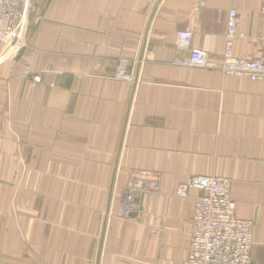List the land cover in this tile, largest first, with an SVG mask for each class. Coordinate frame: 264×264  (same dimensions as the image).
Returning <instances> with one entry per match:
<instances>
[{"label":"crops","instance_id":"crops-1","mask_svg":"<svg viewBox=\"0 0 264 264\" xmlns=\"http://www.w3.org/2000/svg\"><path fill=\"white\" fill-rule=\"evenodd\" d=\"M260 5L49 0L0 61V264H181L194 205L175 191L198 174L229 178L236 216L253 222L251 262L264 264V80L175 61L179 30L220 61L230 8L235 55L264 61ZM119 59L130 79L112 77ZM142 170L156 189L128 215Z\"/></svg>","mask_w":264,"mask_h":264},{"label":"built area","instance_id":"built-area-1","mask_svg":"<svg viewBox=\"0 0 264 264\" xmlns=\"http://www.w3.org/2000/svg\"><path fill=\"white\" fill-rule=\"evenodd\" d=\"M49 0H0V61L14 59L26 46L31 24L43 16ZM202 0H198V5ZM259 14L260 32L264 40V0ZM238 12L228 11L225 41L218 62L211 61L207 51L191 46L192 34L187 30L177 32V48L185 50L184 57L176 63L186 66L219 69L224 75L244 77L252 81L264 80L262 59L241 58L234 53V43L243 33L238 31ZM129 64L123 59L116 62L112 77L130 79ZM30 81L38 82L39 75L25 73ZM150 171H132L129 174L127 196L136 190L154 187ZM179 197L193 199V215L187 254L181 264H250L253 222L235 214L236 202L230 196V180L219 175H192L180 183L175 191Z\"/></svg>","mask_w":264,"mask_h":264},{"label":"rangeland","instance_id":"rangeland-1","mask_svg":"<svg viewBox=\"0 0 264 264\" xmlns=\"http://www.w3.org/2000/svg\"><path fill=\"white\" fill-rule=\"evenodd\" d=\"M128 187V183H127V186H126V188H125V190H124V200H125V204H126V211H127V213L126 214H128V215H133L136 211H137V209H138V207L137 206H139V202H140V200H141V197L144 195V194H146V193H148V192H152V191H155V189H156V186H154V187H151V188H148V189H144V190H142V189H140V190H136L135 191V193H133V196L131 195V197H128L127 195V188ZM133 203V202H135L134 204H133V206L132 205H130V203ZM134 210H135V212H134ZM105 215V214H104ZM103 221H102V224H103V222H104V225H105V217L103 216ZM107 218V217H106Z\"/></svg>","mask_w":264,"mask_h":264},{"label":"water","instance_id":"water-1","mask_svg":"<svg viewBox=\"0 0 264 264\" xmlns=\"http://www.w3.org/2000/svg\"><path fill=\"white\" fill-rule=\"evenodd\" d=\"M31 26H32V24H31ZM250 264H253V263L251 262Z\"/></svg>","mask_w":264,"mask_h":264},{"label":"bare ground","instance_id":"bare-ground-1","mask_svg":"<svg viewBox=\"0 0 264 264\" xmlns=\"http://www.w3.org/2000/svg\"><path fill=\"white\" fill-rule=\"evenodd\" d=\"M128 188V187H127ZM128 190V189H127Z\"/></svg>","mask_w":264,"mask_h":264}]
</instances>
